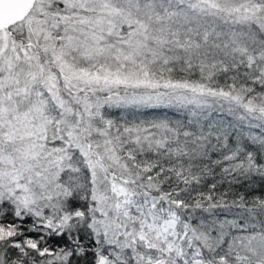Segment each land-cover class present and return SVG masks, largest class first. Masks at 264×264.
<instances>
[{
  "label": "snow or ice",
  "instance_id": "snow-or-ice-1",
  "mask_svg": "<svg viewBox=\"0 0 264 264\" xmlns=\"http://www.w3.org/2000/svg\"><path fill=\"white\" fill-rule=\"evenodd\" d=\"M0 264H264V0H0Z\"/></svg>",
  "mask_w": 264,
  "mask_h": 264
}]
</instances>
